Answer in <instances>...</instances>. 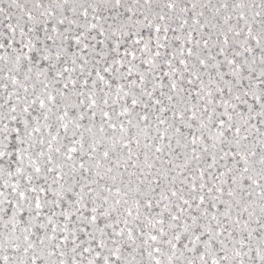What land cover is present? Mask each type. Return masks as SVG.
Here are the masks:
<instances>
[{
	"label": "snow or ice",
	"instance_id": "1",
	"mask_svg": "<svg viewBox=\"0 0 264 264\" xmlns=\"http://www.w3.org/2000/svg\"><path fill=\"white\" fill-rule=\"evenodd\" d=\"M0 264H264V0H0Z\"/></svg>",
	"mask_w": 264,
	"mask_h": 264
}]
</instances>
